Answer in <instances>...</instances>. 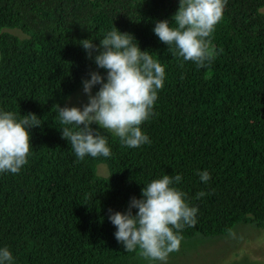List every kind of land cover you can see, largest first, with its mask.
<instances>
[{
	"label": "trees",
	"instance_id": "16d2710c",
	"mask_svg": "<svg viewBox=\"0 0 264 264\" xmlns=\"http://www.w3.org/2000/svg\"><path fill=\"white\" fill-rule=\"evenodd\" d=\"M263 7L264 0H226L208 38L215 57L198 68L154 33L158 21L176 27L179 0H0V112L41 121L28 129L27 164L0 173V248L12 264H138L144 257L116 240L109 216L126 213L165 174L181 175L172 187L198 209L182 239L224 235L239 222L264 227ZM114 27L165 68L153 115L141 125L151 144L128 148L93 124L112 154L80 161L62 138L57 105L73 107L66 99L91 72L106 82L99 52L89 58L80 41L99 46ZM205 170L207 183L198 174Z\"/></svg>",
	"mask_w": 264,
	"mask_h": 264
},
{
	"label": "clouds",
	"instance_id": "9594fccd",
	"mask_svg": "<svg viewBox=\"0 0 264 264\" xmlns=\"http://www.w3.org/2000/svg\"><path fill=\"white\" fill-rule=\"evenodd\" d=\"M225 4L226 0H179L178 11L172 18L176 27H171L167 20L158 21L154 33L173 56L204 67L206 61L210 63L215 57L208 38L222 19ZM133 40L132 35L114 27L99 46L91 39L80 41L89 58L93 51L99 52L94 57L95 64L107 72L106 82L99 72H91V78L83 80L88 103L82 110L57 105L59 121L64 125L62 138L69 141L80 161L88 155L107 158L112 154L107 138L93 129V124L118 137L121 145L128 148L151 144L141 125L153 115L158 91L164 85L165 68L148 51H141ZM95 85L100 88L93 95ZM40 125V119L32 113L17 121L14 113L0 112V173L18 174L27 164L32 148L28 129ZM198 174L201 181H209L207 170ZM181 179L179 174L174 177L165 174L152 180L142 189L141 199H131L126 213L109 216L117 228L115 238L126 251L139 250L145 259L162 264L170 253L179 251L180 232L185 226L195 227L198 212L185 202V193L172 187ZM205 195L201 191L197 198ZM133 208L138 209L135 215ZM12 262L10 250L0 248V264Z\"/></svg>",
	"mask_w": 264,
	"mask_h": 264
},
{
	"label": "rangeland",
	"instance_id": "374dc122",
	"mask_svg": "<svg viewBox=\"0 0 264 264\" xmlns=\"http://www.w3.org/2000/svg\"><path fill=\"white\" fill-rule=\"evenodd\" d=\"M95 93L92 89V94ZM86 103L88 95L84 93L83 85L65 101V104L81 110ZM98 171L101 174L107 173V165L99 164ZM138 264L162 262L143 258ZM163 264H264V227L239 222L224 235L198 234L192 238H183L179 251L170 253Z\"/></svg>",
	"mask_w": 264,
	"mask_h": 264
}]
</instances>
